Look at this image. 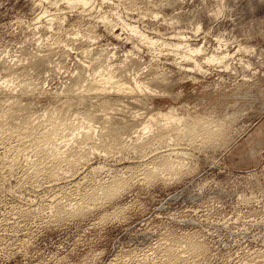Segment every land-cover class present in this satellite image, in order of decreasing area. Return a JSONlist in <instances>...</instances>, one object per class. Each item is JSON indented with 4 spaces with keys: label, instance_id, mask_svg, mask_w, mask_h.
<instances>
[{
    "label": "rangeland",
    "instance_id": "1",
    "mask_svg": "<svg viewBox=\"0 0 264 264\" xmlns=\"http://www.w3.org/2000/svg\"><path fill=\"white\" fill-rule=\"evenodd\" d=\"M0 264H264V0H0Z\"/></svg>",
    "mask_w": 264,
    "mask_h": 264
},
{
    "label": "bare ground",
    "instance_id": "2",
    "mask_svg": "<svg viewBox=\"0 0 264 264\" xmlns=\"http://www.w3.org/2000/svg\"><path fill=\"white\" fill-rule=\"evenodd\" d=\"M69 1V3H71V4H77V3H87L89 0H68ZM111 78H112V76H110V75H108V77H105V79H106V81H110L111 80ZM112 82V81H111ZM104 85V84H103ZM131 90H133V88H131ZM98 91H99V89H98ZM101 92V91H100ZM99 92V93H100ZM107 92V91H106ZM96 93V92H95ZM105 93V92H104ZM142 94V93H141ZM90 95V94H89ZM82 96V95H81ZM100 96V95H99ZM135 96V95H134ZM84 96H82V98H83ZM101 97V96H100ZM84 99H86V98H84ZM106 100V99H105ZM86 101V100H85ZM101 101V100H100ZM115 108V107H114ZM90 110V109H89ZM153 115V114H152ZM151 115V116H152ZM155 116L154 117H152V119H151V121H149L147 124H145L144 126V128L147 130V131H149V130H152V128H153V126H154V122L155 121H160L161 122V120H163V122H165L167 125H169V124H177V123H179L181 120H182V118H183V116L181 115H178V114H174V113H170V112H167V113H165V112H161V111H159V112H157L156 114H154ZM92 118V117H91ZM154 121V122H153ZM33 122V121H32ZM134 122V121H133ZM159 122V123H160ZM162 122V123H163ZM35 123V122H34ZM158 123V122H157ZM162 123H160V124H162ZM164 123V124H165ZM166 124H165V126H166ZM31 125V124H30ZM163 125V124H162ZM207 126L208 124H206V123H194L193 124V126L191 127V130L193 131V130H195V129H197V128H199V127H201V126ZM34 126V125H33ZM123 126V125H122ZM122 126H121V129H122ZM159 126V125H158ZM63 127V126H62ZM126 127V126H125ZM161 127V126H160ZM163 127V126H162ZM209 127V126H208ZM124 128V127H123ZM143 128V129H144ZM118 129H120V128H118ZM145 129L143 130V132L145 131ZM147 131H145L144 133H146ZM32 133H33V131H32ZM30 135V134H29ZM45 135H48V134H45ZM53 135V134H52ZM91 135V134H90ZM48 137V136H47ZM77 137V136H76ZM93 137V136H92ZM142 138V137H141ZM45 139V138H44ZM42 141V140H41ZM52 141V140H51ZM37 143V142H36ZM45 144V143H44ZM140 144V143H139ZM55 152V151H54ZM59 154H60V151H59ZM62 154V153H61ZM55 155H57V154H55ZM53 158V157H52ZM57 158V157H56ZM62 158V157H61ZM58 159V158H57ZM64 159V158H63ZM59 161V160H58ZM61 161V160H60ZM107 193H108V195H111L112 196V194H113V189H109V190H107ZM110 196V197H111Z\"/></svg>",
    "mask_w": 264,
    "mask_h": 264
}]
</instances>
